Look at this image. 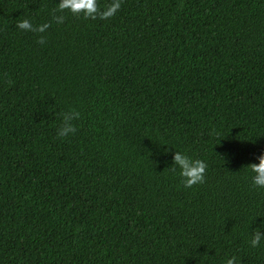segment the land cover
<instances>
[{"label":"trees","instance_id":"trees-1","mask_svg":"<svg viewBox=\"0 0 264 264\" xmlns=\"http://www.w3.org/2000/svg\"><path fill=\"white\" fill-rule=\"evenodd\" d=\"M58 2L0 0V264H264V0Z\"/></svg>","mask_w":264,"mask_h":264},{"label":"clouds","instance_id":"clouds-1","mask_svg":"<svg viewBox=\"0 0 264 264\" xmlns=\"http://www.w3.org/2000/svg\"><path fill=\"white\" fill-rule=\"evenodd\" d=\"M119 2L113 3L104 11L98 12L96 0H59L57 7L63 11L67 9L73 14L83 13L85 16L95 17L99 14L102 18H107L114 14L115 10L119 8ZM58 22L63 20V16L54 17ZM17 27L23 30L44 31L48 25H38L35 28L32 23L25 19L17 24ZM78 113L72 111L66 113L63 117V125L58 129V135L63 137L74 131L71 120L74 119ZM258 162L248 165L253 173L251 182L256 187H264V153L257 157ZM206 163L202 159H196L188 156L184 152L174 151L172 155L171 166L168 167L171 171L178 173L181 183L186 188H190L194 184L202 183L206 171ZM264 238V231L260 229L253 230L250 244L255 247L260 240ZM226 264H235V258L227 259Z\"/></svg>","mask_w":264,"mask_h":264}]
</instances>
